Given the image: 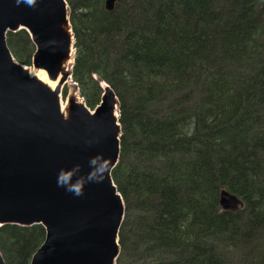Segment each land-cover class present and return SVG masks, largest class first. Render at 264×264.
Masks as SVG:
<instances>
[{"label":"trees","instance_id":"trees-1","mask_svg":"<svg viewBox=\"0 0 264 264\" xmlns=\"http://www.w3.org/2000/svg\"><path fill=\"white\" fill-rule=\"evenodd\" d=\"M64 1L79 97L92 111L105 84L118 101L115 264H264V0ZM6 45L31 65L26 31ZM44 239L1 226L0 255L30 264Z\"/></svg>","mask_w":264,"mask_h":264},{"label":"water","instance_id":"water-1","mask_svg":"<svg viewBox=\"0 0 264 264\" xmlns=\"http://www.w3.org/2000/svg\"><path fill=\"white\" fill-rule=\"evenodd\" d=\"M116 1L106 0V10ZM19 30L35 48L31 66L57 81L53 89L10 54L6 34ZM73 62L64 0H0V227L44 228L30 264H115L120 251L124 205L111 180L119 158L118 101L101 84L92 111L70 98L62 114L60 91ZM219 205L236 211L241 202L222 190Z\"/></svg>","mask_w":264,"mask_h":264},{"label":"bare ground","instance_id":"bare-ground-1","mask_svg":"<svg viewBox=\"0 0 264 264\" xmlns=\"http://www.w3.org/2000/svg\"><path fill=\"white\" fill-rule=\"evenodd\" d=\"M71 63H72V55H70L68 61H66L63 64V68L67 72L70 71ZM27 71H28L29 76L37 78L38 80H40L41 82L46 84L51 89H53L55 87L56 83H57V81H49L47 76H46V73L43 70H41V69H28ZM75 102H80V100L78 98H76ZM66 109H67V105L64 102L60 101V111H61V113L65 115Z\"/></svg>","mask_w":264,"mask_h":264},{"label":"rangeland","instance_id":"rangeland-1","mask_svg":"<svg viewBox=\"0 0 264 264\" xmlns=\"http://www.w3.org/2000/svg\"><path fill=\"white\" fill-rule=\"evenodd\" d=\"M24 67L27 70L34 69L31 65L24 66ZM70 98H73L74 100L78 98L80 102L82 101L78 95L75 84L72 82V79H68V81L62 86L61 91H60V101L64 102L67 105L66 102ZM80 102H77V103H80Z\"/></svg>","mask_w":264,"mask_h":264},{"label":"clouds","instance_id":"clouds-1","mask_svg":"<svg viewBox=\"0 0 264 264\" xmlns=\"http://www.w3.org/2000/svg\"><path fill=\"white\" fill-rule=\"evenodd\" d=\"M29 2L31 3V0H29Z\"/></svg>","mask_w":264,"mask_h":264}]
</instances>
